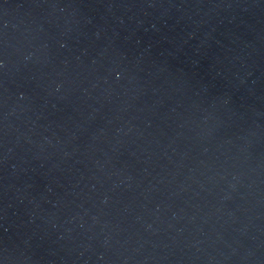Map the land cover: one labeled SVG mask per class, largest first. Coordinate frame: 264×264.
<instances>
[{
  "label": "water",
  "instance_id": "1",
  "mask_svg": "<svg viewBox=\"0 0 264 264\" xmlns=\"http://www.w3.org/2000/svg\"><path fill=\"white\" fill-rule=\"evenodd\" d=\"M0 264H264V0H0Z\"/></svg>",
  "mask_w": 264,
  "mask_h": 264
}]
</instances>
